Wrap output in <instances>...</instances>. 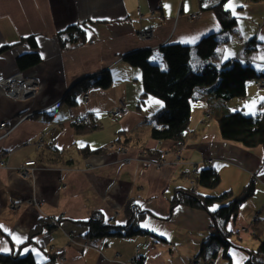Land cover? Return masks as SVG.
<instances>
[{"label":"crops","instance_id":"obj_1","mask_svg":"<svg viewBox=\"0 0 264 264\" xmlns=\"http://www.w3.org/2000/svg\"><path fill=\"white\" fill-rule=\"evenodd\" d=\"M220 5L236 18L232 31L222 27ZM72 25L85 28L83 43L68 41L66 31ZM147 29L151 36L140 39L138 33ZM211 33L220 38L217 51L203 60L193 49L195 69L240 58L264 75V0H0V49L8 47L0 53V75L23 72L37 78L40 86L27 100L9 97L0 87V125L3 121L16 125L22 114H34L0 141V151L7 154V165L0 170V253L17 251L38 223L47 220L49 226H41L33 242L23 248L39 264L50 255L57 258V264H137L133 263L137 257L141 264H191L210 258L213 264L249 261L260 244L252 232L254 222L264 221V147L225 140L218 119L238 110L250 115L263 112L260 79L247 82L245 98L224 103L212 98L205 87L198 89L191 110L192 136L176 149L174 142L151 137L155 114L164 104L153 96L143 98L141 68L123 58L149 48L154 51L153 60L165 65L161 46L194 47ZM30 36L35 37L42 58L23 69L18 64L20 55L35 50L27 41ZM244 53H249L248 59ZM106 69L113 74L111 87L93 88L87 92L90 98L85 101L80 96L74 107L62 102L74 83ZM123 103L127 112L113 117ZM87 117L96 120L98 130L77 132V119ZM40 137L47 144L41 151L36 145ZM119 138L125 152L107 148ZM88 147L106 150L85 155L82 149ZM51 149L61 155L53 158ZM28 160L38 164L33 175L24 178L18 166ZM206 167L221 176L215 189L187 176ZM252 180L254 194L225 226L232 242L230 260L216 243L201 254L204 242L216 231L211 212L232 198L207 210L173 205L179 190L204 196L230 192L235 197ZM34 198L39 205L30 203ZM94 211L121 226L134 213H141L139 222L148 233L89 238L88 227L79 222L88 220ZM53 220L60 221L55 225Z\"/></svg>","mask_w":264,"mask_h":264},{"label":"trees","instance_id":"obj_2","mask_svg":"<svg viewBox=\"0 0 264 264\" xmlns=\"http://www.w3.org/2000/svg\"><path fill=\"white\" fill-rule=\"evenodd\" d=\"M218 13L224 31H232L236 18L223 9L222 5L218 8ZM66 34H68L70 43H83L87 38L85 28L79 25H72V27L67 29ZM27 41L35 50L28 54L20 55L18 64L23 69L40 63L42 58L37 51L38 46L35 37L30 36ZM219 42L218 33H211L202 37L200 42L194 47L181 43L163 45L159 48V51L163 61H165V65L162 62L153 60L154 51L149 48L137 49V51H132L123 57L132 66L141 68L144 84L143 98L153 96L162 100L164 104L161 110L155 114L154 120L156 124L151 130V137L160 142H174L176 149L183 148L184 144L192 136L190 131L191 110L193 101L197 98L196 91L198 89L205 87L212 98L224 103L235 98H245L247 95V82L255 79H264V75L259 74L256 68L240 59L224 62L222 66H218L213 62L206 63L202 68L195 69L191 62L193 49L196 50L200 59L207 60L216 53ZM7 48H1L0 53ZM247 49L249 50V47ZM112 83L113 74H111L110 69L95 73L92 76H86L71 86L67 93L64 94L62 102L74 107L78 103L80 96L96 87L107 89L112 86ZM143 98L142 101H144ZM93 119L92 117H87L84 123L76 122L74 127L79 133L96 131L99 124ZM218 123H220V132L225 140L239 142L251 148L264 147V111L257 115H250L240 110L233 113H225V115L219 117ZM120 141L121 138L109 146L119 147ZM104 149L106 150V148L92 150L88 147L82 150L85 155H88ZM50 152L53 158L56 155L58 157L61 155L58 149H51ZM192 176L195 178V183L205 188L215 189L221 182L219 172L213 167H206V169L197 171ZM255 190L256 185L253 180L235 197H231L230 192L218 196H204L197 191L179 190L172 204L182 203L194 208L198 207L207 210L208 206L214 203L232 198L228 204L220 205L217 211L211 212L216 223V231L210 235L208 241L204 242L200 250L201 254H203L210 249L211 243H216L218 246L223 247L224 257L230 260L229 249L232 242L229 240V233L225 226L231 217L238 214L240 205L250 199ZM129 208L130 206H128ZM141 216V213H134L127 224L121 226L112 224L105 218L103 213L94 211L88 220L79 223L88 227L86 235L89 238L107 236L132 237L148 233L147 229L141 227L139 222L142 218ZM261 220L262 218L256 219L253 225L260 241L258 250L250 253V259L246 264H264V221ZM59 221L54 224H58ZM41 226H49L48 221L43 220L38 223L37 228L30 234L28 242L22 244L17 251L7 254L0 253V264H39L34 254L32 252L24 254L23 248L28 243L33 242ZM212 253L214 257L217 254L216 251ZM49 258L48 261L40 264H57V258L54 255H50ZM136 262L141 264L142 261Z\"/></svg>","mask_w":264,"mask_h":264},{"label":"built area","instance_id":"obj_3","mask_svg":"<svg viewBox=\"0 0 264 264\" xmlns=\"http://www.w3.org/2000/svg\"><path fill=\"white\" fill-rule=\"evenodd\" d=\"M195 17V16H193ZM151 36V30L147 29L144 31H141L140 33H138V37H140L141 39H146L147 37ZM244 58L248 59V54L244 53ZM240 59V58H239ZM241 60V59H240ZM259 86L264 87V80H261L258 82ZM0 87L5 90V92L8 94L9 97H14L17 100H22L26 97H31L32 95H36L39 91H40V86H39V82L37 80V78L31 76L28 77L26 75H24L23 72L21 73H17V74H13L10 75V77L4 76V75H0ZM83 99L86 101L88 100L90 97L88 95V93H85L83 96ZM127 108L128 106L123 103L121 105V107H119L117 110L113 111V115L117 116L119 118V116L122 113L127 112ZM34 114L33 113H27V115H24L22 118H18L19 122L16 125H12L10 126L8 124V122L3 121L2 124L0 125V131H1V136H0V141H2V139L8 137L13 129L21 122H23L24 119L30 118L32 117ZM87 120V118H78L77 122L79 123H84ZM45 141H44V137H41L38 141H37V145L40 146H44ZM114 146H109V148H113ZM119 152H125L126 148H124L123 146H120L118 148H116ZM212 161L210 160L209 163H211ZM37 161L36 160H28L25 161L22 165H20L19 170V174H21L24 178L25 177H30L32 176V172L35 169V166L37 165ZM7 165V158H6V154L4 150L0 151V168H3V166ZM33 202H36V199L33 200ZM71 241H74L76 239V237L71 234ZM140 258L137 257L135 258V260L133 262L139 261ZM193 264H213V258H210V260H206L203 262H192Z\"/></svg>","mask_w":264,"mask_h":264},{"label":"rangeland","instance_id":"obj_4","mask_svg":"<svg viewBox=\"0 0 264 264\" xmlns=\"http://www.w3.org/2000/svg\"><path fill=\"white\" fill-rule=\"evenodd\" d=\"M139 38H140V37H139ZM148 38H149V37H147V38L144 39V40H147ZM140 39H141V38H140ZM247 54L249 55V53H247ZM154 60H155V59H154ZM261 80H264V79H260L259 81H261ZM260 87L262 88V86H260ZM32 96H34V95H32ZM32 96H31V97H32ZM31 97L28 96V97H26V98H24V99H22V100H27L28 98H31ZM13 98H14V97H13ZM125 113H126V112H125ZM125 113H122L120 116L124 115ZM24 115H27V113L22 114V116H20L19 119L22 118ZM120 116H119V117H120ZM113 117L118 118V117L115 116V115H113ZM40 138H41V137H40ZM40 138H39V139H40ZM39 139H38V140H39ZM38 140H37V141H38ZM188 140H189V139H188ZM37 141H36V142H37ZM44 141H45V140H44ZM36 145H37V143H36ZM46 145H47V144H46V141H45V144H44L43 147L40 146V145H37L38 150H40V151L43 150V149L45 148ZM116 148H118V147H116ZM120 152H121V151H120ZM6 155H7V154H6ZM158 165L161 166V163H158ZM19 168H20V166H18V169H19ZM1 169H2V168H0V170H1ZM18 172H19V170H18ZM187 176H188L189 178H191V179L194 178L192 175H187ZM194 179H195V178H194ZM34 199H36V198H34ZM34 199H32V200L30 201V203H32L34 206L39 205L38 198L36 199V202H33ZM11 207H13L14 209H17V208H19V204H16V205L13 204V205H11ZM57 221H58V220H53V223H57ZM245 230H249V229H248V228H245ZM252 232H253L254 235L257 237V234H256L255 229H253ZM263 236H264V234H263ZM257 239H258V237H257ZM62 260L65 261V258L62 257ZM193 262H196V261H193ZM191 264H193V263L191 262Z\"/></svg>","mask_w":264,"mask_h":264},{"label":"snow or ice","instance_id":"obj_5","mask_svg":"<svg viewBox=\"0 0 264 264\" xmlns=\"http://www.w3.org/2000/svg\"><path fill=\"white\" fill-rule=\"evenodd\" d=\"M231 6V4H229V7Z\"/></svg>","mask_w":264,"mask_h":264}]
</instances>
